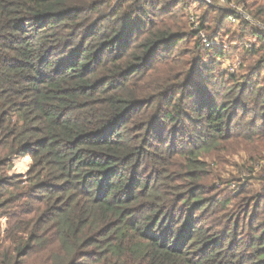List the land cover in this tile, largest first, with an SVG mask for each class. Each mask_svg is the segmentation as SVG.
I'll return each instance as SVG.
<instances>
[{"label":"trees","instance_id":"16d2710c","mask_svg":"<svg viewBox=\"0 0 264 264\" xmlns=\"http://www.w3.org/2000/svg\"><path fill=\"white\" fill-rule=\"evenodd\" d=\"M239 4L243 73L203 44L216 1L0 0V264H264V0Z\"/></svg>","mask_w":264,"mask_h":264},{"label":"rangeland","instance_id":"374dc122","mask_svg":"<svg viewBox=\"0 0 264 264\" xmlns=\"http://www.w3.org/2000/svg\"><path fill=\"white\" fill-rule=\"evenodd\" d=\"M239 1L240 0H234V2H236L237 5L240 6V8L242 9L243 7L239 4ZM191 12L193 14H195L196 17H199V15L202 14L201 10L194 9V7H192V6H191ZM191 12H190V14H191ZM243 12H244V10H243ZM249 23L252 24V21ZM238 24L239 23L237 21L235 24H232L233 25L232 29L230 27H229V30H228V28H226L225 30L228 33H226V32L223 33V37L220 35H218V36L210 35L209 33H206L204 31L205 35L208 38V42L203 43L206 45L205 48L211 50L212 52H214V50L225 51L227 54L225 59L221 60V63H220L221 65L219 67V70H223V71L230 70L231 72H237L238 71L237 73H243V71L238 70L240 68L241 61H240L237 53H239L238 51L241 50L243 43H246V42L235 41L234 40L235 37L232 36L233 33H235L237 36L242 35V30H240V27ZM249 42L246 45V47H250ZM207 44H208V46H207ZM263 75H264V73H263ZM235 160L236 161L228 160L227 163L224 165H219L220 162H218L217 159L211 160V163L213 166V171H212L213 172V180L211 182V185H213L214 187H218L219 190L222 192H230L232 190H236L237 184H239L242 181H246V177H248L249 174L245 173V174H243V176L240 175L238 173V169L236 167V164H234L236 162L237 163L239 162L238 158H236ZM31 163H32V161L30 158L21 157L19 159H16L14 161V169L12 170L10 175H13V176L26 175L30 166H31ZM260 165L258 167H261ZM262 165H264V163H262ZM253 183H255L257 185L258 190L262 189L260 183L252 182L251 184H253ZM6 226H7L6 220L5 219L1 220L0 221V234H2V232L6 228Z\"/></svg>","mask_w":264,"mask_h":264},{"label":"built area","instance_id":"2783aa9c","mask_svg":"<svg viewBox=\"0 0 264 264\" xmlns=\"http://www.w3.org/2000/svg\"><path fill=\"white\" fill-rule=\"evenodd\" d=\"M214 1H216L217 4L221 8H227V9H230L233 12V14L229 15V17H228L229 21L232 22L233 24H235L237 21L239 23V21L241 19H245L247 22H251L250 18L247 15H245V13L243 12V8L241 9L240 6H238L237 3L234 2V0H205V2L207 4H213ZM192 7H194V9L197 8V3H193ZM189 16H190V23L193 26V28L195 30L198 29V27H199V17H196L195 14H193V13H191ZM200 36L202 38L203 43L204 42L205 43L208 42V38L205 35L204 31H200ZM207 46H208V44H207Z\"/></svg>","mask_w":264,"mask_h":264},{"label":"crops","instance_id":"0c3cea01","mask_svg":"<svg viewBox=\"0 0 264 264\" xmlns=\"http://www.w3.org/2000/svg\"><path fill=\"white\" fill-rule=\"evenodd\" d=\"M16 175V174H15ZM11 176H13V175H11Z\"/></svg>","mask_w":264,"mask_h":264}]
</instances>
